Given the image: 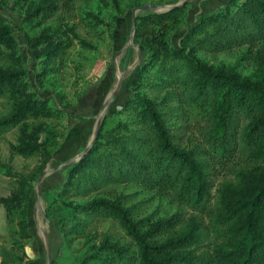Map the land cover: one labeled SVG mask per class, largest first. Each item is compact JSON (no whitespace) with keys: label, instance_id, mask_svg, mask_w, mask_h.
Returning <instances> with one entry per match:
<instances>
[{"label":"trees","instance_id":"trees-1","mask_svg":"<svg viewBox=\"0 0 264 264\" xmlns=\"http://www.w3.org/2000/svg\"><path fill=\"white\" fill-rule=\"evenodd\" d=\"M185 5L136 18V36L147 54L132 92L115 113L124 116L110 129L100 124L87 152L69 166L60 195L84 199L63 203L72 210L76 229L111 219L135 246L104 234L91 264H264V74L254 81L197 55L249 43L264 49V0H228L203 15L177 45L168 32L182 19ZM58 44L51 47L55 56ZM15 50L10 26L0 19V61L16 64L0 66V135L15 128L10 152L38 160L27 173H7L13 188L3 201L17 229L10 247L0 244V264H17L24 256L20 240L29 236L30 182L50 157L38 141L42 120L58 115L47 96L30 87ZM187 113L191 120L182 130L171 127V117ZM217 165L230 167L231 176L214 198ZM129 182L188 206L195 211L191 224L184 228L175 215L140 217L129 194L95 193L106 184ZM196 244L207 245L197 259L185 251Z\"/></svg>","mask_w":264,"mask_h":264},{"label":"rangeland","instance_id":"rangeland-1","mask_svg":"<svg viewBox=\"0 0 264 264\" xmlns=\"http://www.w3.org/2000/svg\"><path fill=\"white\" fill-rule=\"evenodd\" d=\"M183 1L0 0V19L10 26L16 41L15 51L20 56L30 87L46 95L49 104L58 110L57 116L42 120L44 126L38 141L46 144L50 157L30 182L32 192L26 212L29 236L20 240L24 256L17 264H91L89 257L100 245L104 234L134 246L117 222L111 219H97L82 232L76 229L75 220L71 219L73 212L63 203L84 199L70 194L60 195L69 166H59L75 159L89 143L103 102L112 93L121 73L128 69L101 125L103 129H110L124 116L115 113L132 92L147 54V49L140 45L136 36V18L167 11L165 7ZM227 1L187 0L182 19L172 24L168 38L179 45L181 38L203 15L222 9ZM149 4L163 9L133 12L134 8ZM53 43H59L54 49H58V56L51 53ZM263 51L257 44L249 43L218 52L200 50L197 55L214 67H224L260 81L264 74ZM1 65L16 66L4 61H0ZM3 103L0 100V113L4 111ZM190 120L191 115L187 113L183 117H171L168 121L172 128L180 126L178 129L182 130ZM17 137L15 128L0 135V244L7 247L12 245L11 233L17 229L15 215H6L3 201L13 188L12 178L7 173L12 170L17 175L24 174L38 164L37 158H24L10 152L9 144L16 143ZM44 170L49 171L40 180L38 196L37 179ZM230 170V167L220 165L213 170L214 198L223 179L231 176ZM95 193L108 197L129 194L131 202L140 207V217L149 216L154 221L175 215L184 228L191 224L189 215L195 213L170 194L141 187L135 182L106 184ZM43 229L48 233L49 256ZM206 249L207 245L196 244L185 251L197 259L206 253Z\"/></svg>","mask_w":264,"mask_h":264},{"label":"water","instance_id":"water-1","mask_svg":"<svg viewBox=\"0 0 264 264\" xmlns=\"http://www.w3.org/2000/svg\"><path fill=\"white\" fill-rule=\"evenodd\" d=\"M187 0L181 2V3H177L175 5H171V6H168V7H165V10H169L173 7H176V6H180L182 5L183 3H185ZM162 10L163 7H160L158 5H155V4H149V5H140L136 8L133 9V12L136 11V10ZM132 29H134V16H133V20H132ZM128 72V69L127 70H124L121 75L118 77V80H117V84L115 86V88L113 89L112 93L105 99V101L103 102V108L96 120V124H95V127H94V131H93V135H92V138L90 139L89 143L86 145V147L77 155V157L75 159H72L66 163H63L61 164L59 167H68L70 165H72L74 162L78 161L86 152L87 150L89 149V147L92 145V143L94 142L95 138L97 137L98 135V131L100 129V124L102 122V119L104 118V115L106 114V111H107V108H108V105L111 101L112 98H114L119 89L121 88L122 84H123V81H124V78H125V75L127 74ZM52 170V169H51ZM49 170H44L38 177L37 179V191H38V196H39V184H40V180L42 178V176L47 173ZM43 235H44V241H45V245H46V250H47V256H49V253H50V248H49V238H48V233L46 231V229H43Z\"/></svg>","mask_w":264,"mask_h":264},{"label":"bare ground","instance_id":"bare-ground-1","mask_svg":"<svg viewBox=\"0 0 264 264\" xmlns=\"http://www.w3.org/2000/svg\"><path fill=\"white\" fill-rule=\"evenodd\" d=\"M36 215H37V216H36V217H37V219H39V217H38V214H36ZM38 222H39V221H38ZM41 227H42V226H41Z\"/></svg>","mask_w":264,"mask_h":264}]
</instances>
